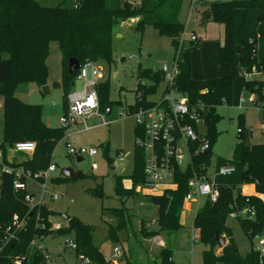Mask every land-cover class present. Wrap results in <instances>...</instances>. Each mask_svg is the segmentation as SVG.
Here are the masks:
<instances>
[{
  "label": "trees",
  "instance_id": "1",
  "mask_svg": "<svg viewBox=\"0 0 264 264\" xmlns=\"http://www.w3.org/2000/svg\"><path fill=\"white\" fill-rule=\"evenodd\" d=\"M68 2L70 3L69 0H63L57 6H46L39 0H0V95L3 97L4 138L0 148L4 153L3 164L11 168L4 171L0 163V224L3 228L12 226L15 215L26 221L7 243H4L5 235L0 232V264H15L16 259L21 264H49V254L44 248L38 249L34 243L39 245L48 236L69 235L76 242L77 257L85 256L89 264H115L106 260L94 244L95 228L92 225L71 217L64 227L53 229L51 217L55 212L44 204L31 210L25 202V191H16L14 188V171L23 168L35 174L45 170L53 159L58 142L65 136L64 126L58 128L47 125L42 118L40 105L23 102L15 92L19 83L37 82L40 86L47 84L49 69L46 59L52 41H58L62 52L60 85L66 105L67 95L78 77V71L69 73L70 58H76L80 64L105 61L110 66L114 62L112 31L119 22L138 19L135 23L138 31L142 32L150 25L171 39V45L175 48L174 59H177L179 68L173 87L188 98L190 108L204 124L206 132L202 134L211 144L209 149L194 154L189 169L177 174L176 186L166 188L160 195H148L151 204L157 207V216L154 228L148 227L150 220L142 219V234L146 237L151 238L162 232L170 235L181 227L180 214L189 191L188 180L194 170L199 172L202 167L207 168L212 147L220 134L217 125L222 117L217 108L224 103L231 104L233 75L202 80L192 78L191 50L198 46V40L180 47V37L185 31V25L179 20L183 0H142L139 6L126 0H75L66 4ZM194 2L197 7L210 11L207 21L223 25L224 37L217 48V63L237 65L248 76L264 73V22L257 20V16L264 13V0ZM202 21L205 20L202 18ZM138 78L149 79L153 84L138 82L135 102L128 104L126 109L134 110L138 106L149 105L148 96L154 94L160 83L164 82L161 70L139 68ZM253 78L245 81L244 90L255 96L254 103L262 104L264 82ZM97 89L103 112L107 108L112 111L114 104H122L110 99L109 77L108 80L101 81ZM262 107L260 112L264 121V104ZM238 120L241 131L238 132L239 141L234 147L232 158H218L216 164L217 170L221 166H234L235 171L226 176L215 175L219 198L216 202L206 200L194 215L193 226L198 230L195 239L207 247L203 251V264H264V254L255 249L253 242L256 235L264 237V143L246 145V136H251V132L245 127L243 115ZM17 142H34L36 147L30 154L32 156H28L25 161L10 162L7 160L9 149ZM104 148L109 157L108 145H104ZM18 155L27 156L26 153ZM109 160L111 162L113 159L109 157ZM144 163V151L135 147L133 172L128 176L116 177V195L127 198L141 193L136 188L145 181ZM201 172L204 173V170ZM84 176L79 173L74 179ZM125 179L131 181L130 187H125ZM22 181L26 179L23 177ZM246 183L254 185L255 193L246 195L242 192L241 186ZM102 191L101 184L91 190L93 194L103 198ZM246 209H253L254 216L237 215L236 218L251 241V249L241 255L227 219L233 213ZM104 213L117 220V224L109 225L108 230L110 239L120 242L118 233L127 231L129 209L123 205L107 208ZM216 232L226 239V245L220 252L215 240ZM173 253L171 241L166 240L159 252L158 264H178L173 259ZM49 260L52 262L51 257ZM125 264L133 263L127 261Z\"/></svg>",
  "mask_w": 264,
  "mask_h": 264
},
{
  "label": "rangeland",
  "instance_id": "2",
  "mask_svg": "<svg viewBox=\"0 0 264 264\" xmlns=\"http://www.w3.org/2000/svg\"><path fill=\"white\" fill-rule=\"evenodd\" d=\"M46 6H57L63 0H39ZM70 3L75 0H69ZM77 1V0H76ZM135 6H139L142 0H126ZM195 0H183L179 13V20L185 25V36L188 39L190 35L198 38V46L191 50V75L193 79L202 80L228 73L224 68L219 69L216 61V47L222 43L224 37L223 25L209 21H202L205 9L195 5ZM208 1H228V0H208ZM69 2L66 4H70ZM210 18V17H209ZM260 18H264V13ZM264 22V21H263ZM132 20L119 22L112 31V55L114 62L109 66L105 61L97 62V66L103 70L104 78L102 81L110 82V99L120 101V104H114L112 113L108 115L109 126L100 125V118L94 116L87 120L90 126L84 130V126L72 124L64 126V137L61 139L54 152L53 162L56 163L57 170L51 173V179L48 181V190L45 197L47 206L55 212L51 217L53 222H64L63 215L75 217L85 224L92 225L95 228L93 234L94 244L101 250L106 260L114 257L113 242L109 236V225H116L117 220L111 215L104 213V210L112 207H122L125 205L129 209L130 218L127 222V231L122 230L118 233L119 239L129 242V246H135L131 253V262L133 264H145L147 260L142 252L145 247L152 248L150 252L154 253V246H161V241L170 240L174 246L173 259L178 264H203L202 251L207 247L199 240L194 241L193 236L198 234L194 228V215L203 205L205 198L198 202L184 203L180 214L181 227L173 234L162 232L151 238L142 234V219H156L157 207L151 204L148 195H160L167 186H160L151 190L143 189V192L121 198L115 193V179L117 176H128L134 169V151H135V118L128 115L125 107L133 104L136 98V89L138 82L146 85L153 84L149 79H139L138 69H152L159 71L163 64L172 66L174 62L175 48L171 45V39L162 35L153 26L147 25L142 32L135 28ZM182 34V35H183ZM189 41H181L180 47L188 46ZM62 52L58 41H52L49 45V53L46 63L49 69L47 86L49 93L43 91L44 86L37 82L19 83L16 88V96L23 102L32 105H40L42 118L44 122L51 127L61 128V118L66 113L64 107V96L60 82L62 80ZM255 80L264 82V73L256 74ZM75 86L80 87V82L76 81ZM74 86V87H75ZM166 87L165 81L161 82L156 88L154 94L148 96L150 100H156L161 97ZM239 87L240 90H239ZM238 76H235L233 82V94L231 104H223L217 108L221 115V120L217 125L220 132L216 142L212 147L210 162L207 165V176L214 177L217 173L218 158H232L235 145L239 141L238 137V116L243 114L245 118V127L250 129V142L254 144L264 143V132L261 130L262 121L260 110L254 103V95L242 89ZM243 98L241 108L239 101ZM3 97L0 95V144L4 142L3 138ZM198 130L205 133L203 122L198 125ZM74 147H84L86 149L96 148L98 155L94 158L84 155L81 162L76 161V157H71L67 153L68 144ZM104 145L109 147V157L105 154ZM6 147L9 148L7 144ZM10 150V149H9ZM120 152L125 160L119 161L117 153ZM13 154V152H11ZM32 156L30 154H13L11 161L23 162ZM95 161L99 165L97 170H93L91 165ZM72 168L75 172L82 171L83 178L63 179L61 171L63 168ZM58 177L62 178L59 179ZM58 179V180H56ZM98 184L102 185L103 198L93 194L92 189ZM125 187L131 186L129 179L124 180ZM28 187L34 191L36 196H41L42 189L36 181L29 179ZM242 192L246 195L255 193L252 183H246L241 186ZM136 190L140 192V186ZM59 194V198L53 200L51 195ZM227 225L231 227L234 240L238 244L239 253L245 255L251 249V241L245 234L240 221L233 215L227 219ZM146 227V226H145ZM155 225L152 226L154 228ZM141 230V231H140ZM69 236H48L42 241L47 247L48 253L56 263L62 264H84L76 256V251L67 248L66 240ZM254 243L257 239H254ZM127 246V245H125ZM220 247L218 252H220ZM150 259V258H148ZM121 260L116 257L114 263ZM151 258L150 264H155ZM158 259L156 260V262ZM159 263V261H158ZM157 263V264H158ZM118 264V263H116ZM224 264V263H218Z\"/></svg>",
  "mask_w": 264,
  "mask_h": 264
},
{
  "label": "built area",
  "instance_id": "3",
  "mask_svg": "<svg viewBox=\"0 0 264 264\" xmlns=\"http://www.w3.org/2000/svg\"><path fill=\"white\" fill-rule=\"evenodd\" d=\"M197 39L195 35L190 36V41H196ZM161 71L163 72L166 83L161 97L156 100H151L147 106H138L134 110L125 109L127 114L133 116L136 121L135 147L144 151L145 181L140 186V192H143V189L151 190L160 186H167V188L176 186L177 174L180 171L184 172L189 169L192 166L194 154L209 149L211 144L210 140L198 130L201 119L190 108L186 95L173 87L175 77L179 72L177 59H174L172 66L164 63ZM103 78V70L96 63L86 62L80 65L76 80L80 82V87L75 86L67 95L68 106L66 113L61 118V124L63 126L81 123L84 126V130H88L90 126L87 120L94 116L100 118V125H110L111 122H108L107 115L111 110L110 108H107L104 112L101 110L98 96L97 86ZM255 104L258 110H263L262 105L264 102L262 104ZM262 129L264 130V123ZM240 131V128H238V132ZM35 147L34 142H17L10 151L15 154H31L34 152ZM67 153L69 156L76 158H84L86 154L94 158L98 155V150L96 148L86 149L84 147H74L68 144ZM117 159L123 162L125 157L119 152ZM3 160L4 153L0 148L2 170H11L9 166L3 164ZM91 167L93 170H97L99 165L93 161ZM202 168L201 171L204 170V173L195 170L192 172V176L188 180L189 191L185 196V202H198L201 198H205V201L216 202L219 198L220 191L215 183V176L213 178L208 177L205 174L207 168ZM56 170V163L51 160L45 170L35 174L25 171L23 168L14 171L16 177L14 188L16 191H25V202L31 210L45 203L48 181L51 179V173ZM234 171V166H221L216 174L226 176L232 174ZM23 177L26 181H22ZM29 179L36 181L41 187L42 194L40 197L35 196L29 190ZM51 198L56 200L59 198V194L54 193L51 195ZM232 215L235 217L237 215L253 217L254 210L246 209L238 213H233ZM25 223V219H18L15 215L12 226L3 228L0 224V232H3L5 235L4 243L9 242L14 232L21 229ZM154 224H156L155 219L147 223L148 227ZM62 227L63 224L61 222L52 224L53 229H60ZM254 239H257V242L254 243L255 249L261 254H264V237L256 235ZM34 244L38 249L44 248L40 244ZM66 244L72 249H76L77 247L76 242L72 239H68ZM122 256L123 247L118 244L114 247V257L120 258ZM47 258L49 264H52L51 260H49L50 256H47ZM115 258H113V262ZM80 259L84 264H89V260L85 256L81 255ZM14 263L21 264V261L16 259Z\"/></svg>",
  "mask_w": 264,
  "mask_h": 264
},
{
  "label": "crops",
  "instance_id": "4",
  "mask_svg": "<svg viewBox=\"0 0 264 264\" xmlns=\"http://www.w3.org/2000/svg\"><path fill=\"white\" fill-rule=\"evenodd\" d=\"M262 14V13H261ZM261 14H259L258 16H257V20L259 21V22H263L264 21V18H260V16H261ZM134 23H136L137 22V20L138 19H131ZM185 32V31H184ZM183 32V33H184ZM185 34V33H184ZM181 35V37H180V42L183 40H185V41H189V42H191L190 41V36H192V35H190L189 36V38L187 39L186 38V36L185 35ZM198 40V39H197ZM190 44V43H189ZM216 52H217V47H216ZM216 61H217V59H216ZM94 63H96L97 64V62H94ZM167 64V63H166ZM219 65V64H218ZM170 66V65H169ZM225 69V70H227V72L228 73H226V74H221V75H225V76H227V75H233L234 76V78H235V76H238L239 77V79H240V82H241V85H242V89L244 90V85H245V81H247L248 80V78H251V77H254L256 74H260V73H253L251 76H248V75H245V74H243L241 71H240V69H239V67L237 66V65H219V68H218V72H221V71H219V69ZM62 70H63V65H62ZM79 71V70H78ZM218 77V76H217ZM213 78V77H212ZM209 79V78H208ZM102 81V80H101ZM74 88V87H73ZM72 88V89H73ZM240 88L241 87H239V90H240ZM71 89V90H72ZM70 90V91H71ZM69 91V92H70ZM245 91V90H244ZM151 101V100H150ZM243 98H241V100L239 101V107L241 108V103H243ZM255 102V101H254ZM67 103H68V100H67ZM122 105V104H121ZM2 106H3V102H2ZM67 106H68V104H64V107H66V109H67ZM128 106V105H127ZM126 106V107H127ZM126 107H125V109H126ZM111 113H112V111H111ZM110 113V114H111ZM109 115V114H108ZM108 115H107V117H108ZM241 115H243V114H240L239 116H241ZM238 116V117H239ZM245 117V116H244ZM260 118H261V121H262V125H263V123H264V121H263V119H262V115H261V112H260ZM244 124H245V118H244ZM48 125V124H47ZM50 126V125H49ZM247 127V126H246ZM238 128H239V126H238ZM238 128H237V131H238ZM84 129V128H83ZM135 130L137 131V129H136V126H135ZM250 130V129H249ZM261 130H262V132H264V130L262 129V126H261ZM136 131H135V135H136ZM250 138H251V136H249ZM68 143V142H67ZM253 144V143H252ZM258 144H260V143H258ZM119 153V152H118ZM117 153V154H118ZM13 154H15V153H13ZM12 153H11V151H9V154H8V156H7V160H9L10 162H15V161H11V157H12V155H13ZM116 154V155H117ZM18 155V154H17ZM53 160V159H52ZM75 172V171H74ZM64 177V176H63ZM38 184V183H37ZM30 190V189H29ZM33 194H35L34 193V191H32V190H30ZM35 196H36V194H35ZM37 197H40V196H37ZM186 203H188V202H186ZM44 205H47L46 203H44ZM64 220V219H63ZM53 222V221H52ZM53 223H55V222H53ZM52 223V224H53ZM62 224H63V227L65 226V224L67 223L66 221H65V223L64 222H61ZM154 225H156V224H154ZM68 238H70V239H72V240H74V238L73 237H68ZM46 239V238H45ZM68 240V239H67ZM66 240V241H67ZM193 240L194 241H196V239H195V237L193 236ZM128 241L127 242H124V245L122 244V240H120V242H118V243H116V245H118V244H120V245H122V247H123V256L122 257H120L121 258V260H118V262H115V264L116 263H118V264H125V263H127V261H130L131 262V253L134 251V248H135V246H129L128 245ZM161 246H154L155 247V250H154V253H152V252H150L151 250H152V248L150 247V248H147V247H145V249H143V253H144V256H145V258L147 259L146 261H145V264H150L149 262H150V260H151V258L152 259H154L153 261H154V263H158V261H159V252L161 251V249L164 247V245H165V243H166V241L165 240H163V241H161ZM40 245H42V246H44L43 245V243L42 242H40ZM67 245V244H66ZM115 245V246H116ZM125 245H127V246H125ZM174 247V246H173ZM67 248H69L68 246H67ZM44 249L46 250V252L48 253V249H47V247L46 246H44ZM70 249H72V248H70ZM72 250H76V249H72ZM204 251V250H203ZM203 251H202V253H203ZM49 254V253H48ZM130 254V255H129ZM49 256H50V254H49ZM173 256H174V253H173ZM51 257V256H50ZM148 258H150V259H148ZM52 259V258H51ZM158 259V261L156 262V260ZM111 261H113L112 259H110ZM52 263L53 264H59V263H56V261L55 260H53L52 259ZM60 264H62V263H60Z\"/></svg>",
  "mask_w": 264,
  "mask_h": 264
},
{
  "label": "water",
  "instance_id": "5",
  "mask_svg": "<svg viewBox=\"0 0 264 264\" xmlns=\"http://www.w3.org/2000/svg\"><path fill=\"white\" fill-rule=\"evenodd\" d=\"M209 17H210V11L204 10L203 19L205 21H207L209 19ZM80 65H81L80 62L76 58H70L69 66H68L69 73L72 74L74 72H77L80 68ZM43 91H45L47 93L50 92V90L47 86L43 87ZM245 142H246V145H252V143L250 142L249 135L246 136ZM82 160H83L82 157L76 158L77 162H81ZM61 173L65 178L70 179V178H74L76 174L82 173V171L74 172V170L69 167V168H63ZM70 218H71V216H69V215H65V214L63 215V219L66 222H68L70 220ZM215 240L217 242L218 247H220V248H223L226 245L225 237L221 236L219 234V232H216Z\"/></svg>",
  "mask_w": 264,
  "mask_h": 264
}]
</instances>
